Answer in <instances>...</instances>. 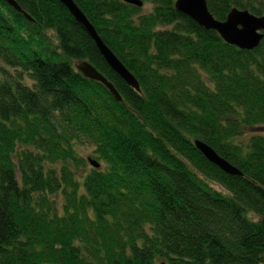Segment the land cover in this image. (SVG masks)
Here are the masks:
<instances>
[{"label": "trees", "instance_id": "1", "mask_svg": "<svg viewBox=\"0 0 264 264\" xmlns=\"http://www.w3.org/2000/svg\"><path fill=\"white\" fill-rule=\"evenodd\" d=\"M13 1L33 22L0 0V264H264V136L242 140L264 128V38L238 50L175 0H72L136 92L57 0ZM205 1L216 21L264 17V0Z\"/></svg>", "mask_w": 264, "mask_h": 264}, {"label": "water", "instance_id": "2", "mask_svg": "<svg viewBox=\"0 0 264 264\" xmlns=\"http://www.w3.org/2000/svg\"><path fill=\"white\" fill-rule=\"evenodd\" d=\"M14 12L23 16L28 22L33 20L24 13L13 0H1ZM71 15L76 23L81 25L87 35L95 44L96 49L103 58L106 65L130 88L139 92V86L134 77L126 70L116 56L108 49L97 35L93 26L88 22L82 12L77 8L72 0H57ZM123 3L141 8V0H121ZM174 9L188 17L198 26L206 31H214L221 40L227 45L236 47L242 51H252L256 49L264 38V17H256L245 10L233 8L228 13L223 22L216 21L208 12L205 0H175ZM83 78L101 84L110 93L117 103L122 99L111 83H109L100 73H98L88 62L81 61L74 65ZM193 146L202 155V157L211 165L215 166L221 172L229 176H239L242 174L224 159L219 157L216 152L199 140L193 141ZM89 165L93 169H98L100 165L95 161L88 159ZM261 224L264 228V217L261 218Z\"/></svg>", "mask_w": 264, "mask_h": 264}, {"label": "rangeland", "instance_id": "3", "mask_svg": "<svg viewBox=\"0 0 264 264\" xmlns=\"http://www.w3.org/2000/svg\"><path fill=\"white\" fill-rule=\"evenodd\" d=\"M150 10H151V6L150 5H148V4H144L143 6H142V8H141V13L142 14H146V13H148V12H150ZM49 36H52L50 33L48 34ZM253 135H262V136H264V128H258V129H251V130H248L246 133H245V135H244V137L242 138V140H245L247 137H249V136H253ZM77 153H78V155L80 156V157H82L83 158V160L86 162V164H87V168H91V166L89 167V165H88V162H87V159H88V155L90 154V153H92V149H88V148H82V147H79V148H77ZM86 168V169H87ZM100 169H102V167L100 166ZM215 190H219V191H221L218 187H215L214 185H211Z\"/></svg>", "mask_w": 264, "mask_h": 264}, {"label": "flooded vegetation", "instance_id": "4", "mask_svg": "<svg viewBox=\"0 0 264 264\" xmlns=\"http://www.w3.org/2000/svg\"><path fill=\"white\" fill-rule=\"evenodd\" d=\"M73 67H74V65H73Z\"/></svg>", "mask_w": 264, "mask_h": 264}]
</instances>
